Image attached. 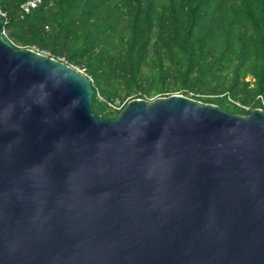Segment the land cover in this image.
<instances>
[{
	"label": "water",
	"instance_id": "1",
	"mask_svg": "<svg viewBox=\"0 0 264 264\" xmlns=\"http://www.w3.org/2000/svg\"><path fill=\"white\" fill-rule=\"evenodd\" d=\"M0 17V264H264V110L183 94L92 112Z\"/></svg>",
	"mask_w": 264,
	"mask_h": 264
},
{
	"label": "trees",
	"instance_id": "2",
	"mask_svg": "<svg viewBox=\"0 0 264 264\" xmlns=\"http://www.w3.org/2000/svg\"><path fill=\"white\" fill-rule=\"evenodd\" d=\"M26 1L0 0L5 38L84 70L97 116L180 92L231 114L264 109V0H42L21 18Z\"/></svg>",
	"mask_w": 264,
	"mask_h": 264
},
{
	"label": "built area",
	"instance_id": "3",
	"mask_svg": "<svg viewBox=\"0 0 264 264\" xmlns=\"http://www.w3.org/2000/svg\"><path fill=\"white\" fill-rule=\"evenodd\" d=\"M42 4V0H27L26 2H24L22 5H21V8H20V15H21V18H24L26 15L30 14L32 12V10H34L35 8H37L38 6H40ZM6 16V13L0 8V17H5ZM3 34L5 35V32H3ZM63 62H65L64 59H62ZM78 70L85 74V71L84 70H81L78 68ZM87 76V75H86ZM88 77V76H87ZM89 78V77H88ZM91 80V78H89ZM92 81V80H91ZM264 105V103H263ZM240 106V104H239ZM116 111H121L124 107V104H121L120 101H118L116 103V105L112 106ZM246 111H250V108L249 107H243ZM263 109V108H261ZM264 110V109H263Z\"/></svg>",
	"mask_w": 264,
	"mask_h": 264
},
{
	"label": "rangeland",
	"instance_id": "4",
	"mask_svg": "<svg viewBox=\"0 0 264 264\" xmlns=\"http://www.w3.org/2000/svg\"><path fill=\"white\" fill-rule=\"evenodd\" d=\"M177 94H181V92L180 93H177ZM159 97H166V96H158V97H156V98H159ZM155 99V98H154ZM151 100H153V99H151Z\"/></svg>",
	"mask_w": 264,
	"mask_h": 264
}]
</instances>
